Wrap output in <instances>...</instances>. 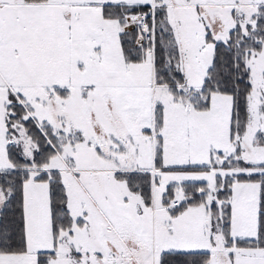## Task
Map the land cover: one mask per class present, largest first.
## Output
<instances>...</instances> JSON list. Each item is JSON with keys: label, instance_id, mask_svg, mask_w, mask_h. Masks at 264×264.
<instances>
[{"label": "snow or ice", "instance_id": "obj_1", "mask_svg": "<svg viewBox=\"0 0 264 264\" xmlns=\"http://www.w3.org/2000/svg\"><path fill=\"white\" fill-rule=\"evenodd\" d=\"M0 264H264V0H0Z\"/></svg>", "mask_w": 264, "mask_h": 264}]
</instances>
